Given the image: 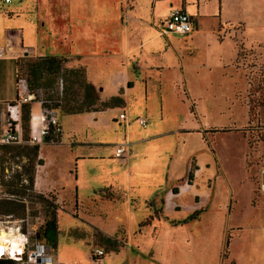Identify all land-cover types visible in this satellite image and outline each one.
Returning <instances> with one entry per match:
<instances>
[{
	"label": "rangeland",
	"instance_id": "374dc122",
	"mask_svg": "<svg viewBox=\"0 0 264 264\" xmlns=\"http://www.w3.org/2000/svg\"><path fill=\"white\" fill-rule=\"evenodd\" d=\"M116 1L46 0L44 3V0H13L9 6L3 4L0 8V18L11 15L12 23L22 27L25 46L32 45L37 51H42L43 47L46 53L78 56L81 65L87 66L89 79L105 87L103 95L110 91L113 78L110 68L117 67L123 57L121 53H115L122 48V33L128 35L130 49H140L141 40H145L143 53L137 56L143 70L151 65H155L156 70H147L152 73L147 84L134 73L135 86L126 95L127 123L136 122L140 116L147 118L145 127L161 123L162 130H188L156 137L159 143L168 141L169 146L160 154V166L165 164L163 172L159 173L163 181L155 186L156 182L150 180L151 174L145 175L144 180H140L138 174L134 178V187L129 188L124 197L122 191L100 190L105 186L101 181L104 166L112 172L124 167L121 158L112 156L115 145L121 143L124 130L120 110L107 113V116L115 114L118 122L112 119L109 125L101 123L87 131L83 130L84 124L73 125L71 114H62L65 132H71L74 126L79 129L76 136L79 140L91 132L94 141H102L104 145L81 147L84 152L95 154L82 163L84 173L78 192V210L65 200L66 209L59 213V255L69 259L71 264H93L90 253L97 245L107 250L104 264H158V260L163 264H203V261L220 259V255L225 264H264V193L260 181L264 168V0H223L222 24L219 25L217 17H206L203 33L211 39L218 34L224 41H217L220 45L209 41L206 45L203 39L191 47L184 46L181 41L177 50L169 47V37L183 39L184 36L164 34L160 25L163 19L157 24L152 23V29L158 33H139L150 29L141 17L150 10L148 0H123L122 3L128 2L129 7L135 5L131 11V17L135 19L130 21L127 30L121 24ZM209 1L211 5L214 1V8L219 7V0ZM39 20L46 21V25L42 27ZM89 21L92 28L87 26ZM82 33H95L93 43L80 38ZM149 49L155 50L156 54ZM236 52L238 55L232 64ZM219 54L223 55L221 60ZM14 59L16 62L0 58V80L12 77L15 67L26 71V63L36 57L20 52ZM136 61L133 58L131 64L134 71H137ZM61 78L64 101L66 87L69 96L70 92L80 90L72 86L74 77H69L68 81L58 77L53 84L44 86L56 91ZM96 91L99 94L97 88ZM61 112H64L62 108ZM72 137L75 138L68 135L64 141ZM128 142L131 151L136 152L139 143L134 144L130 139ZM27 147L30 145L11 146L12 151H1L0 233L5 231L4 237L18 236L21 229L28 230L34 239L48 219L47 203L36 190L20 187V193L15 195L10 194L4 184L8 181L28 184L26 178L32 162L22 155ZM192 154L210 163L216 159L217 176L211 177L210 187L206 182L210 170H204L198 176L197 189L202 195L195 192L191 196V192L186 193L183 189L182 198L173 196L175 209L190 206L191 211L200 209L201 213L200 219L172 226L165 215L180 220L191 212L186 215L189 209L174 211L167 204L164 213L163 193L168 188L180 191L182 186L188 185ZM60 156L63 166L68 167L72 155L66 145L60 148ZM173 183L176 184L169 186ZM95 190L100 191L101 196ZM156 193V199L145 202ZM45 197L57 207L52 197ZM96 202L98 205H94ZM85 205L99 207L102 214L91 215L98 212L84 209ZM147 205L154 206L156 216L163 219H157L153 225H141L154 213ZM94 225L105 232H115L114 242L102 241L100 235L104 234ZM164 226L186 228L180 230L177 241L163 233ZM12 264L21 263L14 261Z\"/></svg>",
	"mask_w": 264,
	"mask_h": 264
},
{
	"label": "crops",
	"instance_id": "0c3cea01",
	"mask_svg": "<svg viewBox=\"0 0 264 264\" xmlns=\"http://www.w3.org/2000/svg\"><path fill=\"white\" fill-rule=\"evenodd\" d=\"M12 2L13 0L10 2H5L3 0H0V8L3 4L9 6V4H11ZM122 2L123 0H121L120 2H118L117 0L115 4L118 7H120L121 24L124 25L123 29L127 30V28L129 27L130 21L132 19H135L134 16H133L134 18L131 17V14H132L131 11L135 8V5L134 6L132 5V7H129L128 2L127 3H122ZM209 2H210L209 0H148V3L150 4V10L148 11V13L145 12L146 14L142 15L141 17H144L142 19L144 20L145 24H149L148 27H150V29H144V31H141L139 33H158L156 32V30L152 29V23L157 24L160 20L162 19L164 20L168 16L171 9L183 8L184 10L188 11L192 15L194 28L188 34L172 32L175 35H182L184 37L183 39L180 38L181 40L179 39V37H176V38L174 37L172 39H170L169 37V40H170L169 47L172 46L173 49L177 50L178 49L177 46L178 47L180 46L179 42L181 41L184 42L183 43L185 44L184 46H187V45L193 46V45L199 44V42L203 39H205L206 45H208L209 41L212 44H217L218 43L217 41L220 40L218 38V34L214 33L215 35L212 37V39L208 38L205 35V33H203L204 31L203 25H204V22L206 21L205 20L206 17H209V18L217 17L219 25L222 24L223 13L221 11V6L223 3V0H219L218 8H214L215 7L214 1L212 3L213 6ZM44 3H46V0H44ZM7 11L10 14L12 13L11 9H8ZM12 21L13 19L11 15L8 17L0 18V45L9 47L12 50V56L6 57V58L12 59L13 61H15L14 59L15 56L16 55L18 56L20 52H24L26 56H31V57H36V58L41 57V56H46V55H56V56H61V57H65L66 59H68L66 63H67V66L70 68H76L79 66H83L78 60L79 59L78 56H76L75 54H69L65 56L57 55V54H52V53H46L43 50V47H42V51L41 50L37 51V49L32 45L25 46L24 45L25 36H24V33L22 32V27H19L16 24H13ZM40 21L41 20H39V22ZM41 22H42V27L46 25V21L43 20ZM87 26H90V21H89V25ZM90 28L92 27L90 26ZM172 33H169L168 35ZM94 34L95 33H82L80 35V38H83L85 40L88 39V41L93 43ZM222 41H224V39L220 40V43ZM128 42H129L128 35L126 33H122L121 40H120V44L122 48L120 52L119 50H116L115 53H121L123 57L120 58L119 65L117 67H114V69L110 68V72H112L113 78L110 84L111 85L110 91L107 93V95L102 94L105 88L104 86L101 85L102 83L95 82L91 78L89 79L87 68H86L87 66H83L86 69V75H87L88 81L92 83L99 91L98 95L100 98V102H106L110 100L112 97H117L116 98L117 102L115 105L109 106L105 109L92 110V111H86V112H81V113H66V112L60 113L61 107L58 111L62 126H63L62 114H71L73 125L74 123L84 124L86 125V127L83 128V130H86V131L88 128H91V127L97 128L101 123H104L105 125H109L112 119L113 121L118 122L117 120L118 117L115 114L107 116L108 112L118 109L120 110L119 117L121 113L125 114V118H122L125 124L123 125V129H124L123 134L120 137V139L122 138L121 143H127L129 145V149H130V144L128 142V139L133 140L134 144H137V143L139 144L135 148L136 152L131 151L130 149L128 155L124 158H121L122 159L121 163L124 164L122 165L124 167L121 170L117 172H112L106 169L105 166L103 167L104 176L101 177L102 179L101 181L105 183V186L100 188V190L110 188V189H114L117 191H122L124 193V197H127L128 189L129 188L131 189L132 187H134L133 186L134 178L138 177V174L140 175V180L146 179L145 175L151 174L150 180H153L154 183L156 182L155 186L157 183H160L163 181L159 173L161 174V172H163L165 164L164 166H160L161 164L160 157H162L160 156V154L164 151H167L169 146L167 145L168 141H165L166 143H161V142L159 143V141L156 140V137L163 136L168 133L175 132V131H182L183 133L188 132L187 129H179V128H176L175 130H171V131H167L166 129L162 130L163 125L161 123H157L152 127H145L144 129H139L142 126L138 121L140 116H138L137 120H135L136 122L127 123L128 116L126 114L125 107L128 104L127 103L128 100H127L126 95L130 93V90H132V88L135 86V81L133 79L134 73H136L139 77H141L142 80L147 84L148 80L152 79V73L148 72L149 69L156 70L155 65L147 66L146 69L148 71L143 70L144 68L143 64L139 61L140 57L137 56L138 54H141V52L143 53L142 46H144L147 42L145 40H141L140 42L141 47L140 49L138 48L140 52L138 51V49L136 50V49L128 48ZM220 43L218 44L220 45ZM148 51L151 52V49H149ZM151 53L156 54V51L154 50ZM237 55H238V52L234 54V58L232 59V64L235 61ZM219 57L221 60L223 55L219 54ZM133 58L137 59V61L135 62L137 71H134L131 65ZM16 72H17V69L15 67V72L12 77L7 78V80L6 79L0 80V101L13 100L15 98L16 96ZM155 78H156V75H155ZM146 86H147L146 91H147V98H148L149 97L148 85ZM33 108H38V106L34 104ZM122 109H124V111H122ZM147 124H148V121H147ZM78 130L79 129L77 127L73 126L71 132L67 133L64 131V126H63V133L56 140H52L51 138H48L46 139L44 143L39 145L38 158L42 160V164H38V166L36 167L34 188L36 192H38L39 194L52 197L54 199V202L57 204L58 236L61 231L60 226L58 224V216L61 210L66 209L65 208L66 204L63 205V202L66 200V203H71L70 205H72L75 210H78V205H79L78 192L80 189V182L83 181L82 177L84 173L82 163L86 159L90 157H94L93 154H95V153H90L89 151L84 152V150L81 147L91 146V145H96V144L104 145V142L102 141L100 142L94 141L95 138L93 137V134L91 132L89 134H85L84 138L82 140H79V138H76ZM68 135L69 137L74 136L75 138L72 137L71 140L65 142L64 140ZM119 144L115 145V149L113 152H115L116 147ZM64 145H66L67 148L70 149V153L72 155V160L70 162V165L66 168L63 166L64 163L60 156V148ZM1 151L2 150L0 148V156H1ZM112 156L114 158H118L114 155V153L112 154ZM192 158L196 159L195 166L198 167L197 170L195 171V176H196V177L194 176V178H196L195 182L193 183L192 182L193 180L191 181V183L188 182V185L182 186L181 190L178 191V193L174 192L173 190L174 188L173 189L168 188L167 190H164V193H163L164 213H165V207L167 206V204L170 205L172 208H174L172 206V203L174 202L173 196H178L180 198L184 196V195L183 196L180 195L183 189H185L186 193L191 192V196L195 192H198V193L200 192L199 189H197L198 188L197 179H198V176H200V174L204 170H207V171L210 170L211 172V175H208L206 178L208 187L212 185V184L211 185L209 184V182H212V178L217 176V172H216L217 160L216 159L213 160L212 163H210L208 162V160H203L201 158H198L196 154H192V156L189 158L191 159L190 168L193 164ZM190 168H189V171H190ZM175 184L176 183H173V184H170L169 186L175 185ZM95 193H99V196H101L100 191L95 190ZM156 196H158V193H156L153 196V198L149 200L148 199L145 200V202L156 199ZM100 199L102 198L100 197ZM105 199H110V198H105ZM94 201L96 200L94 199ZM94 205H98V203L96 202ZM147 207H150L154 210V213L150 215V216H153V218L151 219V222L147 225H153L155 221H157V219L158 220L163 219L159 216H156L154 206L147 205ZM83 208L86 210L90 209V210L97 211L98 213L91 214L93 216L102 214L101 213L102 211L99 209V207H92V206L85 205L83 206ZM182 209H189L187 212H185L186 215L189 214L188 212H191V213L186 218H183L180 220H176L175 218L165 215L167 220H169L168 221L169 224H171L172 226H180V225L189 223V221L200 219V213H201L200 209H193L191 211L190 206L184 207ZM182 209L174 208V211H182ZM198 211H199V215L197 216V218L188 220L186 222H181V221L186 220L190 215ZM177 221H180V223H177ZM94 227H96L102 234H104L107 237L114 236L115 232L108 233V232L101 230L95 225ZM184 228L186 227H181V228L176 227L175 229H170L168 226H164L163 233L167 236L172 237V239L177 240L179 237L180 230ZM38 239L42 242L48 243L45 239H44L45 241L41 240L40 238ZM58 241H57V244H58ZM189 241L190 239L187 240V242ZM70 247L71 246H69V248ZM53 249L56 253L55 255H56L58 264H71L69 259L63 258L62 255H59V250L57 249V245L56 247H53ZM61 260H64L65 263H63ZM158 262H159L158 264H163L162 261L158 260ZM224 262L220 255V259L217 260L216 258H214L212 259V261H209V262L203 261V264H225Z\"/></svg>",
	"mask_w": 264,
	"mask_h": 264
},
{
	"label": "built area",
	"instance_id": "2783aa9c",
	"mask_svg": "<svg viewBox=\"0 0 264 264\" xmlns=\"http://www.w3.org/2000/svg\"><path fill=\"white\" fill-rule=\"evenodd\" d=\"M10 2L12 0H3ZM162 32L188 34L193 28L192 15L183 8L171 9L161 21ZM12 56L9 47L0 45V58ZM63 96V80L53 90L44 85H33L30 75L22 68L16 72V96L13 100L0 101V148L4 145H40L51 138L56 140L63 133L59 109ZM31 104L29 123L24 124V105ZM38 108H33V105ZM120 118H125L121 113ZM147 126V119H138ZM130 149L127 143L116 147L114 155L124 158ZM261 191L264 193V168L261 171ZM0 244V259L7 258L21 264H58L53 247L38 238L31 239L29 231H18V236L6 237ZM107 251L103 246H93L91 260L93 264H104Z\"/></svg>",
	"mask_w": 264,
	"mask_h": 264
},
{
	"label": "trees",
	"instance_id": "16d2710c",
	"mask_svg": "<svg viewBox=\"0 0 264 264\" xmlns=\"http://www.w3.org/2000/svg\"><path fill=\"white\" fill-rule=\"evenodd\" d=\"M67 59L65 57L56 56V55H46L41 56L36 59L30 60L26 63V71L30 75V81L33 85H51L53 81L58 77H64L66 81L69 80V77H74L72 80V86L75 85L80 90L78 92H70L71 97L68 94V87H66L65 99L60 106L64 112L66 113H81L92 110L105 109L109 106H113L116 104V98L112 97L110 100L106 102H100L99 95L97 94L95 86L90 83L87 79L86 69L83 66H79L76 68H70L64 65ZM83 89V93H82ZM31 104L24 105V115L23 120L24 124L27 125L29 123ZM11 146L18 145H4L1 147V150L4 152L12 151ZM27 151L25 155L30 162H32V166L28 170L27 185H24L20 182H6L4 183L9 188L10 194H19L20 187L30 190H35V164H42L41 159H37L39 145H31L27 147ZM3 158H1L2 161ZM37 159V160H36ZM37 161V162H35ZM198 167L195 164H192L189 175L188 182L191 183L195 176V171ZM3 175V174H2ZM1 177V176H0ZM20 184V185H19ZM175 193L178 191L173 189ZM39 194V193H38ZM40 197L44 199L47 203L46 205V215L48 219H46L44 226L38 232L37 237L40 239H45L52 247H56L58 241V225H57V207H55L51 202L42 194H39ZM199 215V211L190 215L186 220L181 222H186L188 220L197 218ZM153 216L148 217L141 225H147L151 222ZM176 223V222H175ZM180 223V221H177ZM102 241L107 243H113L114 239L112 237H107L105 235H100ZM107 251V250H106ZM14 261L11 259H0V264H12Z\"/></svg>",
	"mask_w": 264,
	"mask_h": 264
},
{
	"label": "bare ground",
	"instance_id": "6f19581e",
	"mask_svg": "<svg viewBox=\"0 0 264 264\" xmlns=\"http://www.w3.org/2000/svg\"><path fill=\"white\" fill-rule=\"evenodd\" d=\"M3 231H4V230H3ZM9 234H10V233H9ZM4 235H5V231L0 233V236L2 237L1 240H0V244H2L1 241H2L3 239H5V237H6V236L4 237Z\"/></svg>",
	"mask_w": 264,
	"mask_h": 264
}]
</instances>
